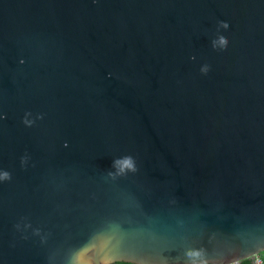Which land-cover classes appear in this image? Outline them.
<instances>
[{
	"label": "water",
	"instance_id": "water-1",
	"mask_svg": "<svg viewBox=\"0 0 264 264\" xmlns=\"http://www.w3.org/2000/svg\"><path fill=\"white\" fill-rule=\"evenodd\" d=\"M262 249L264 0H0V264Z\"/></svg>",
	"mask_w": 264,
	"mask_h": 264
},
{
	"label": "trees",
	"instance_id": "trees-1",
	"mask_svg": "<svg viewBox=\"0 0 264 264\" xmlns=\"http://www.w3.org/2000/svg\"><path fill=\"white\" fill-rule=\"evenodd\" d=\"M259 259L261 261L264 262V249L258 251V253L256 254ZM107 264H134V263H130V262H125V261H114V262H111V263H107ZM200 264H207V263H200ZM235 264H253L252 263V259L251 257H246V258H242L240 259L237 263Z\"/></svg>",
	"mask_w": 264,
	"mask_h": 264
},
{
	"label": "clouds",
	"instance_id": "clouds-1",
	"mask_svg": "<svg viewBox=\"0 0 264 264\" xmlns=\"http://www.w3.org/2000/svg\"><path fill=\"white\" fill-rule=\"evenodd\" d=\"M221 24H222V26L225 27V28L228 27V24H227L226 21L221 22ZM219 43L221 44V46H224V47H225V46L227 45V39H226L223 35H221V36L219 37Z\"/></svg>",
	"mask_w": 264,
	"mask_h": 264
},
{
	"label": "built area",
	"instance_id": "built-area-1",
	"mask_svg": "<svg viewBox=\"0 0 264 264\" xmlns=\"http://www.w3.org/2000/svg\"><path fill=\"white\" fill-rule=\"evenodd\" d=\"M253 264H264L263 261L259 259V257L255 254L251 257Z\"/></svg>",
	"mask_w": 264,
	"mask_h": 264
},
{
	"label": "snow or ice",
	"instance_id": "snow-or-ice-1",
	"mask_svg": "<svg viewBox=\"0 0 264 264\" xmlns=\"http://www.w3.org/2000/svg\"><path fill=\"white\" fill-rule=\"evenodd\" d=\"M124 165H126V166H130V165L128 164V162H127V161H125V162H124Z\"/></svg>",
	"mask_w": 264,
	"mask_h": 264
}]
</instances>
